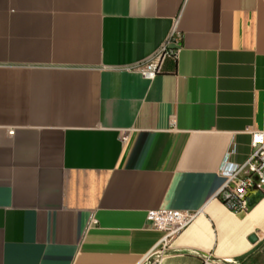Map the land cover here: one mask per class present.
Listing matches in <instances>:
<instances>
[{
    "label": "crops",
    "instance_id": "1",
    "mask_svg": "<svg viewBox=\"0 0 264 264\" xmlns=\"http://www.w3.org/2000/svg\"><path fill=\"white\" fill-rule=\"evenodd\" d=\"M175 30L160 74L129 71ZM252 132L264 0H0V264H248L264 194L216 195ZM162 210L197 214L165 249Z\"/></svg>",
    "mask_w": 264,
    "mask_h": 264
},
{
    "label": "built area",
    "instance_id": "2",
    "mask_svg": "<svg viewBox=\"0 0 264 264\" xmlns=\"http://www.w3.org/2000/svg\"><path fill=\"white\" fill-rule=\"evenodd\" d=\"M183 37L176 30L164 47L148 61L137 65L129 71L137 72L147 79H153L161 73L166 60L174 58L181 49ZM252 153L248 159L237 164L231 160L233 151L225 156L220 169L224 184L216 195V199L230 212L239 214L248 212L253 204L255 195L264 194V133H251ZM197 214L177 211H150L147 214L149 226L165 233L162 248L168 242L186 229L196 218ZM154 264H161L163 251L156 253ZM206 264H211L207 258ZM237 264V263H233Z\"/></svg>",
    "mask_w": 264,
    "mask_h": 264
},
{
    "label": "rangeland",
    "instance_id": "3",
    "mask_svg": "<svg viewBox=\"0 0 264 264\" xmlns=\"http://www.w3.org/2000/svg\"><path fill=\"white\" fill-rule=\"evenodd\" d=\"M248 264H264V250L256 257L251 259Z\"/></svg>",
    "mask_w": 264,
    "mask_h": 264
},
{
    "label": "water",
    "instance_id": "4",
    "mask_svg": "<svg viewBox=\"0 0 264 264\" xmlns=\"http://www.w3.org/2000/svg\"><path fill=\"white\" fill-rule=\"evenodd\" d=\"M251 241H252L253 243H255V242H256V239H255V238H252Z\"/></svg>",
    "mask_w": 264,
    "mask_h": 264
},
{
    "label": "trees",
    "instance_id": "5",
    "mask_svg": "<svg viewBox=\"0 0 264 264\" xmlns=\"http://www.w3.org/2000/svg\"><path fill=\"white\" fill-rule=\"evenodd\" d=\"M246 259H247V257H246V258H243L242 261H244V260H246Z\"/></svg>",
    "mask_w": 264,
    "mask_h": 264
}]
</instances>
